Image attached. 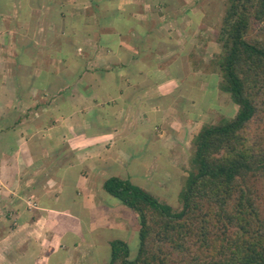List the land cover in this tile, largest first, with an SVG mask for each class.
Returning a JSON list of instances; mask_svg holds the SVG:
<instances>
[{"label":"crops","instance_id":"obj_1","mask_svg":"<svg viewBox=\"0 0 264 264\" xmlns=\"http://www.w3.org/2000/svg\"><path fill=\"white\" fill-rule=\"evenodd\" d=\"M80 1L0 0V264H104L107 233L130 224L104 183L131 178L133 164L147 179L175 147L154 129L173 128L176 102L191 115L160 61L177 46L163 30L192 31L194 9L177 23L161 13L175 0H105L99 28ZM150 8L159 21L138 15ZM120 12L128 24L115 31L107 17Z\"/></svg>","mask_w":264,"mask_h":264},{"label":"trees","instance_id":"obj_2","mask_svg":"<svg viewBox=\"0 0 264 264\" xmlns=\"http://www.w3.org/2000/svg\"><path fill=\"white\" fill-rule=\"evenodd\" d=\"M89 1L93 12L82 17L105 27V0ZM125 14L107 17L106 25L122 31ZM217 43L219 88L239 107L236 116L194 138L181 208L128 179L104 183L139 233L135 258L127 242L114 240L106 264H264V0H229Z\"/></svg>","mask_w":264,"mask_h":264},{"label":"rangeland","instance_id":"obj_3","mask_svg":"<svg viewBox=\"0 0 264 264\" xmlns=\"http://www.w3.org/2000/svg\"><path fill=\"white\" fill-rule=\"evenodd\" d=\"M151 1L152 0H142V7L145 6L144 3L153 4ZM175 1V6L177 4L178 7L173 13L161 12L164 17L163 19L176 20L178 23V21L183 20V17L187 14L186 10L191 6L192 9H194L192 12L193 18L191 19L190 16H186V18L189 19L188 21L193 20V24L191 23V27L193 28L191 31L188 28L190 26H187L188 29L175 26V29L168 30L171 31V35L166 30L167 28L163 30L162 38L172 37L173 40L176 41L177 46L170 47V50H173L171 51L172 58L165 61L161 60L160 62L161 68L165 67L168 70V76L170 78H177L178 89L176 93L178 99L180 97L184 99L187 95L191 96L193 104L190 110L191 115L189 116L191 119L188 117L190 122L187 121L188 118L185 114L184 103L181 104L180 102H176L177 107L173 109L175 115L170 119L172 120L170 123L173 125V128L167 125V127H170L167 129L168 131L157 127L154 129L156 136L161 135L160 140L163 141L164 146H175L174 150H172L170 154L162 155L161 160H159V158L155 159L154 165L148 172L147 179L139 175L140 172H142L140 168H138L137 177H134L136 175L134 168L137 167L138 164L132 165L129 171L131 178L128 177V179L135 185L143 187L152 194H155L161 202L172 206L174 209H179L181 208L179 194L191 171L190 159L192 156V143L194 138L204 126L216 125L221 122L232 120L236 116L239 107L233 103L229 94L220 90L219 85L222 82V77L220 75V69L215 63L217 57L221 55V46L217 43V37L223 23L229 0ZM85 2L87 1H80L79 6H89V4ZM89 9L93 12L91 6ZM150 12L138 10V15L141 17L144 16L145 18L146 16L150 18L151 15L155 16V18L157 17L158 12L152 11L151 8ZM197 16H199V22L196 25ZM159 17L161 16L159 15ZM156 21H159V19L156 18ZM184 33L186 35H184ZM253 35L256 37V32H253ZM167 48L168 47H161L163 51L164 49L167 50ZM179 55H181V58ZM147 60L148 59H146V61ZM103 62V60H99L97 67L100 68L104 64ZM154 66H156V64ZM151 74H155V72ZM151 74L149 77L155 82V77ZM149 77L146 80L149 81ZM160 146V149L164 148L161 142ZM158 150L159 147H155L156 153L159 152ZM137 156L139 160H142L144 156L148 155L142 151L137 154ZM123 172L124 171H122V173ZM122 173L120 172V174ZM114 176L119 175L117 174ZM117 202L119 203V201ZM31 206L33 208L37 207L35 203ZM127 211L129 212H127L129 214V228L117 226L118 230H113L114 232L107 233L106 236L110 241L122 240L127 242L130 247L131 257L135 258L139 247V233L135 226L136 223L133 220V214L130 210ZM110 245L111 243H108V246L105 248L106 250L102 253V256L106 260L103 259L104 264L109 262L111 258Z\"/></svg>","mask_w":264,"mask_h":264},{"label":"built area","instance_id":"obj_4","mask_svg":"<svg viewBox=\"0 0 264 264\" xmlns=\"http://www.w3.org/2000/svg\"><path fill=\"white\" fill-rule=\"evenodd\" d=\"M31 206V205H30Z\"/></svg>","mask_w":264,"mask_h":264}]
</instances>
